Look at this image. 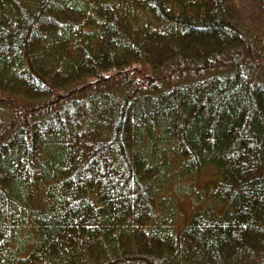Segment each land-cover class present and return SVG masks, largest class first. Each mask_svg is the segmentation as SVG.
Instances as JSON below:
<instances>
[{
  "label": "trees",
  "instance_id": "16d2710c",
  "mask_svg": "<svg viewBox=\"0 0 264 264\" xmlns=\"http://www.w3.org/2000/svg\"><path fill=\"white\" fill-rule=\"evenodd\" d=\"M0 264H264V0H0Z\"/></svg>",
  "mask_w": 264,
  "mask_h": 264
},
{
  "label": "rangeland",
  "instance_id": "374dc122",
  "mask_svg": "<svg viewBox=\"0 0 264 264\" xmlns=\"http://www.w3.org/2000/svg\"><path fill=\"white\" fill-rule=\"evenodd\" d=\"M210 180H211V174L207 170L196 175L192 179L191 188L190 189L187 188L185 191H183V192L189 193L188 196L185 195L184 200L186 201H183V205H185L186 207H190L192 205V200L195 201L197 199L196 195L194 194L195 190L197 189L199 191H203L207 187V184ZM189 181H191V179H189L188 182Z\"/></svg>",
  "mask_w": 264,
  "mask_h": 264
}]
</instances>
